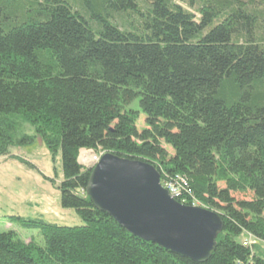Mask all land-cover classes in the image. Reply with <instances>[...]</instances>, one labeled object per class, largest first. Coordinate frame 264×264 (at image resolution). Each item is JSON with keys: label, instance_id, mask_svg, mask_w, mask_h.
<instances>
[{"label": "trees", "instance_id": "obj_1", "mask_svg": "<svg viewBox=\"0 0 264 264\" xmlns=\"http://www.w3.org/2000/svg\"><path fill=\"white\" fill-rule=\"evenodd\" d=\"M38 136L82 225L11 217L44 243L2 233L0 264H264V0H0V157ZM81 151L147 163L180 183L179 203L219 214L211 258L98 211Z\"/></svg>", "mask_w": 264, "mask_h": 264}, {"label": "water", "instance_id": "obj_2", "mask_svg": "<svg viewBox=\"0 0 264 264\" xmlns=\"http://www.w3.org/2000/svg\"><path fill=\"white\" fill-rule=\"evenodd\" d=\"M86 194L129 234L195 263L216 249L223 221L216 212L179 203L151 165L104 154L92 167Z\"/></svg>", "mask_w": 264, "mask_h": 264}, {"label": "rangeland", "instance_id": "obj_3", "mask_svg": "<svg viewBox=\"0 0 264 264\" xmlns=\"http://www.w3.org/2000/svg\"><path fill=\"white\" fill-rule=\"evenodd\" d=\"M128 109L140 112L136 126L139 131H143L146 128V116L140 109L139 101H134ZM27 132L29 135H36L32 128ZM82 154L97 158L101 155L93 151H81L79 162L85 168H91L95 161H85ZM11 155L17 159L0 157V234L15 231L27 242L33 239L38 244L44 243L39 230L24 228L11 221V217L42 219L59 226H81L80 216L73 209H66L61 205V154L52 155L38 136L29 145L13 148ZM251 197V194H236L238 200ZM252 242L254 243L253 236L246 235L244 243L250 246ZM260 248L264 254V245L261 244Z\"/></svg>", "mask_w": 264, "mask_h": 264}, {"label": "built area", "instance_id": "obj_4", "mask_svg": "<svg viewBox=\"0 0 264 264\" xmlns=\"http://www.w3.org/2000/svg\"><path fill=\"white\" fill-rule=\"evenodd\" d=\"M95 157H96V160L94 164L98 163L97 156ZM162 187L170 193V196L173 199L178 201V199L180 198V183L179 182L172 183L169 181H163ZM244 245L248 246L246 243H244Z\"/></svg>", "mask_w": 264, "mask_h": 264}, {"label": "bare ground", "instance_id": "obj_5", "mask_svg": "<svg viewBox=\"0 0 264 264\" xmlns=\"http://www.w3.org/2000/svg\"><path fill=\"white\" fill-rule=\"evenodd\" d=\"M85 157V161L87 162H90V161H95L96 160V157L91 155V156H88L86 154H82V158ZM101 157L97 158V161L100 160ZM161 185H162V182H161Z\"/></svg>", "mask_w": 264, "mask_h": 264}]
</instances>
